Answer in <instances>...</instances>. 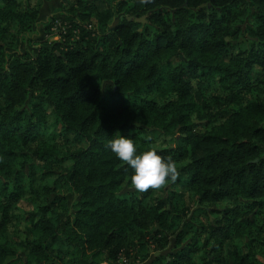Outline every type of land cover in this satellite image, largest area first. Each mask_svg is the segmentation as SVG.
Instances as JSON below:
<instances>
[{
	"label": "trees",
	"instance_id": "1",
	"mask_svg": "<svg viewBox=\"0 0 264 264\" xmlns=\"http://www.w3.org/2000/svg\"><path fill=\"white\" fill-rule=\"evenodd\" d=\"M43 1L0 0V264H264V0Z\"/></svg>",
	"mask_w": 264,
	"mask_h": 264
},
{
	"label": "clouds",
	"instance_id": "2",
	"mask_svg": "<svg viewBox=\"0 0 264 264\" xmlns=\"http://www.w3.org/2000/svg\"><path fill=\"white\" fill-rule=\"evenodd\" d=\"M117 132L119 134L106 147L132 170L130 183L135 190L144 192L149 188L158 189L169 180H176L178 171L171 157L162 158L153 149L138 152L129 136Z\"/></svg>",
	"mask_w": 264,
	"mask_h": 264
},
{
	"label": "rangeland",
	"instance_id": "3",
	"mask_svg": "<svg viewBox=\"0 0 264 264\" xmlns=\"http://www.w3.org/2000/svg\"><path fill=\"white\" fill-rule=\"evenodd\" d=\"M59 7H60L59 2L57 0H49V1L44 0L43 1L42 6H41V10H40V15H39V18L37 21V25L35 27L33 34H31V35H33L34 38H48L49 40L55 39V37H51L50 35H47L44 28H45L46 24H48V22L53 17L60 16ZM19 48H20V50H26V49L27 50H33V48H35V46H27L24 42H20ZM60 193L64 194L65 199L68 203H71V201L73 200V196L69 192L60 191ZM199 219L202 221H205L204 216H200ZM170 253H171V245L167 249L161 251V254L163 255V257L168 256ZM153 256H154V253L151 252V257L148 260H150ZM102 264H105V263H102ZM137 264H149V261H144V262L137 263Z\"/></svg>",
	"mask_w": 264,
	"mask_h": 264
},
{
	"label": "water",
	"instance_id": "4",
	"mask_svg": "<svg viewBox=\"0 0 264 264\" xmlns=\"http://www.w3.org/2000/svg\"><path fill=\"white\" fill-rule=\"evenodd\" d=\"M128 20H131V17H128ZM136 20L139 21V22H144V18H143V17L138 18V19H136Z\"/></svg>",
	"mask_w": 264,
	"mask_h": 264
},
{
	"label": "built area",
	"instance_id": "5",
	"mask_svg": "<svg viewBox=\"0 0 264 264\" xmlns=\"http://www.w3.org/2000/svg\"><path fill=\"white\" fill-rule=\"evenodd\" d=\"M120 262L123 263V264H126L128 261H126V260H124V259H121Z\"/></svg>",
	"mask_w": 264,
	"mask_h": 264
},
{
	"label": "crops",
	"instance_id": "6",
	"mask_svg": "<svg viewBox=\"0 0 264 264\" xmlns=\"http://www.w3.org/2000/svg\"><path fill=\"white\" fill-rule=\"evenodd\" d=\"M106 264V263H105Z\"/></svg>",
	"mask_w": 264,
	"mask_h": 264
}]
</instances>
